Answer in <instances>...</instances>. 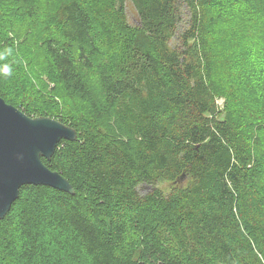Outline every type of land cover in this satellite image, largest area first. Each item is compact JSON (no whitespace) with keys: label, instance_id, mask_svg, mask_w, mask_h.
<instances>
[{"label":"trees","instance_id":"16d2710c","mask_svg":"<svg viewBox=\"0 0 264 264\" xmlns=\"http://www.w3.org/2000/svg\"><path fill=\"white\" fill-rule=\"evenodd\" d=\"M130 1L0 0V96L78 134L0 264H264V0Z\"/></svg>","mask_w":264,"mask_h":264},{"label":"water","instance_id":"95a60500","mask_svg":"<svg viewBox=\"0 0 264 264\" xmlns=\"http://www.w3.org/2000/svg\"><path fill=\"white\" fill-rule=\"evenodd\" d=\"M78 137L72 126L50 116H30L0 96V219L9 212L25 184L48 185L74 193L72 184L50 160L62 139Z\"/></svg>","mask_w":264,"mask_h":264},{"label":"rangeland","instance_id":"374dc122","mask_svg":"<svg viewBox=\"0 0 264 264\" xmlns=\"http://www.w3.org/2000/svg\"><path fill=\"white\" fill-rule=\"evenodd\" d=\"M127 13H128V16H129V20L132 22V23H137L138 22V15H137V12H136V9L134 8L132 2L130 0H127ZM223 97V96H222ZM222 97H219L218 98V101L220 102L221 104V108H224L225 106V99H223ZM151 188L150 185H141L140 186V190L141 192H146L148 191L149 189Z\"/></svg>","mask_w":264,"mask_h":264}]
</instances>
